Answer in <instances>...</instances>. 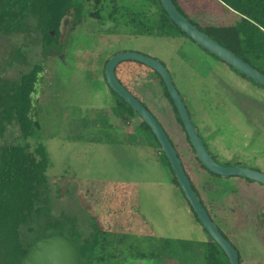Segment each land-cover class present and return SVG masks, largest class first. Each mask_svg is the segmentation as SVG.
Returning a JSON list of instances; mask_svg holds the SVG:
<instances>
[{
  "label": "rangeland",
  "instance_id": "obj_1",
  "mask_svg": "<svg viewBox=\"0 0 264 264\" xmlns=\"http://www.w3.org/2000/svg\"><path fill=\"white\" fill-rule=\"evenodd\" d=\"M113 1L120 9L119 22L109 20L111 9L106 6H111ZM94 2L91 12H95ZM206 2L180 0L188 16L203 28L231 27L239 20L233 13H223L220 5ZM103 3L107 8L102 12L103 22L88 16L75 31L93 38H70L63 62L59 61V55L48 56L42 38L0 35V77L18 80L35 65L44 68L33 95L37 120L42 127L40 140L29 142L32 152L45 151L49 161L45 214L52 225L50 229H38L30 239L60 235L55 234V221L65 223L63 234L68 237V221H72L84 238L93 239L101 222L110 219L118 229L112 234L106 232L110 244L103 264H180L179 257L149 256L160 246V240H171L181 250L182 241L205 243L208 235L192 213L167 161L160 159L159 163L151 153L149 143L156 144L154 138L149 141L143 133L135 132L141 120L135 117L127 123L115 116L117 98L104 78L106 61L119 52H137L160 60L169 69L211 155L220 163L263 173L264 88L244 79L187 37L141 33L144 26L131 25L127 18L149 11L152 4L147 0H103ZM155 23L153 16L148 24L154 27ZM118 72L125 84L145 99L156 118L159 117L171 141L178 146L175 147L180 158L186 161L192 178L199 184L186 134L174 111L169 109L167 102L173 106L161 91L158 77L137 63H124ZM10 130L15 136L20 135L13 127ZM88 181L128 186L140 214L136 226L133 224L125 230L123 215L122 221L117 220L125 210L115 208V202L112 203L115 198L106 190H103L105 201L95 204V198L83 191L82 183ZM221 182L232 189L239 179L227 178ZM240 184L245 186L244 181ZM257 186L251 187L258 189L260 197L264 189ZM235 197L231 202L238 203L243 195L237 191ZM223 207L216 212L222 223H216L238 250L241 261L264 264V230L258 220L254 221L255 214L247 220V212L240 205L230 203ZM120 229L123 231L119 232ZM151 238L157 240L154 246L149 241Z\"/></svg>",
  "mask_w": 264,
  "mask_h": 264
},
{
  "label": "trees",
  "instance_id": "obj_2",
  "mask_svg": "<svg viewBox=\"0 0 264 264\" xmlns=\"http://www.w3.org/2000/svg\"><path fill=\"white\" fill-rule=\"evenodd\" d=\"M200 1H207L206 4L210 5L216 3L220 5L219 9H222L223 13H233L239 17V20L231 27L203 28L188 16L181 7L180 0H173L179 11L200 30L264 73V0ZM84 2L85 0H0V35L11 37L39 29L45 37L42 38L44 50L52 49L54 45L60 47L57 39L50 37L49 31L58 28L59 21L68 8L77 5L81 9ZM99 2L100 0H97V5ZM147 2L152 4L150 7L153 8V12L150 8L149 11L140 14H131L127 18L128 23L142 24L144 29L141 33L145 35L187 37L170 19L159 0H147ZM119 11V7L115 5L109 13V19L119 22L117 19ZM92 16L102 19L101 10L98 9ZM153 16L156 18V23L151 27L148 23H151ZM34 20L37 22L36 27ZM147 69L152 71L150 68ZM152 72L158 77L164 96L171 101L176 117L181 123L164 82L158 74ZM41 73L42 67L35 65L30 72L22 74L18 80L0 77V264H21L28 250L39 241H33L30 237L38 233L40 231L38 229H50L52 225L45 214L48 210L45 203L49 199V161L45 151L32 152L29 142L39 141L42 129L40 121L37 120L38 111H35L33 100ZM116 73L121 81L118 69ZM241 76L246 79L245 76ZM121 83L127 89L130 88L124 81ZM114 94L117 98L116 116L130 123L131 118L137 116L136 112L116 93ZM12 127L19 132V136L10 132ZM136 131L143 133L149 141L153 137L156 144L152 143V145L160 148L146 123L142 121ZM159 155L170 166L167 158L162 153ZM82 187L84 193L95 198V204L105 201L104 198L107 196L103 190H106L111 198H115L112 203L115 202L122 211L131 203V192L125 184L103 185L88 181L83 182ZM120 213L119 219L123 215L122 212ZM68 223L69 237L63 234L67 226L61 221H55V234L63 235L73 242L78 249L81 264H103L106 261L107 246L110 244L106 232L112 234V231L118 229L115 221L109 227L102 221L101 228L96 230L93 239L84 238L74 222L68 221ZM181 243L180 250L181 247H176L173 241L160 240V246L149 257L152 259H160L166 255L171 258L179 257L182 259L180 264H189L190 260H192L191 264H230L223 250L210 237L205 243L195 244L188 241Z\"/></svg>",
  "mask_w": 264,
  "mask_h": 264
},
{
  "label": "water",
  "instance_id": "obj_3",
  "mask_svg": "<svg viewBox=\"0 0 264 264\" xmlns=\"http://www.w3.org/2000/svg\"><path fill=\"white\" fill-rule=\"evenodd\" d=\"M162 8L175 25L187 35L197 46L215 56L238 74L249 81L264 88V73L244 61L230 49L211 38L200 30L184 14H182L173 0H159ZM72 10L68 11L60 23L59 44L63 45L65 37L73 21ZM56 33V32H55ZM54 34V32H53ZM135 62L150 68L164 82L166 89L177 110L182 130L192 146L196 158L210 173L222 178L238 177L249 180L264 187V173L241 166L225 167L218 164L208 151L198 129L196 128L182 95L177 89L169 69L158 59L137 52H122L112 56L106 64L104 75L108 87L124 100L136 112L138 117L146 123L156 137L161 153L167 158L170 168L182 190L189 207L197 216L203 229L225 253L230 264H242L240 254L233 244L225 238L218 226L213 222L203 206L191 180L189 179L178 152L168 133L154 114L137 99L119 80L116 70L123 62ZM21 264H81L77 247L72 241L62 235H54L37 241L27 252Z\"/></svg>",
  "mask_w": 264,
  "mask_h": 264
},
{
  "label": "flooded vegetation",
  "instance_id": "obj_4",
  "mask_svg": "<svg viewBox=\"0 0 264 264\" xmlns=\"http://www.w3.org/2000/svg\"><path fill=\"white\" fill-rule=\"evenodd\" d=\"M100 3V4H99ZM98 3L97 5V0H95L94 2V9H95V12H91V4H92V0H85L84 2V6L80 9L79 6H72L70 8H68L65 12V14L61 17L60 21H59V25H58V28L57 29H52L49 31V34H50V37L51 38H56L57 39V43L59 44V35H60V23H61V20L63 17L66 16L67 12L72 10L74 12L73 14V21L71 22L70 24V28H69V31L67 33V36L65 37V41H64V44L63 45H60V47L58 46H53L54 50H47L49 55L48 56H55V55H59V61L63 62V52L66 51V46L69 42V39L70 38H93L91 36H88V35H83V34H76L75 31H77L78 28H81L83 25H84V22H86V19L88 16L90 17H93L92 14H96V11L98 9L101 10V17H102V12L107 9L106 7H109L111 10L112 8L117 5V3L115 1H113L111 3V6L108 5L106 6V3H103V0H100V2ZM106 6V7H105ZM118 6V5H117ZM110 10V11H111ZM88 11V12H87ZM151 11H152V8H151ZM153 12V11H152ZM93 18H96V17H93ZM103 18V17H102ZM98 21L100 22H103V19H98L96 18ZM110 20V19H109ZM34 22V26L36 27L37 26V22L36 20L33 21ZM114 22V21H113ZM54 32V34H53ZM56 32V33H55ZM24 38H45L44 37V34L41 30L39 29H36L35 32H30V33H26V34H22ZM64 48V51L62 50ZM56 49V51H55ZM69 53H74V51H70ZM119 53H122V52H119ZM118 54V53H117ZM116 54H113L112 56H114ZM110 56L107 61H106V64L107 62L109 61V59L112 57ZM124 63H135V62H131V61H128V62H123L121 64L118 65L117 69L120 68V66ZM106 64L104 66V69L103 71H105V67H106ZM42 67V66H41ZM34 68V67H33ZM32 68V69H33ZM117 71V70H116ZM152 72V71H151ZM44 73V68H42V73ZM153 73V72H152ZM117 74V73H116ZM154 74V73H153ZM104 78H105V75H104ZM106 81V80H105ZM121 81L123 82V80L121 79ZM42 84H43V79H42ZM38 87V86H37ZM37 90V88H36ZM137 99H139L152 113H153V109L148 105V103H146L145 99H143L136 91L132 90V89H128ZM36 95V94H35ZM183 97V96H182ZM184 99V98H183ZM187 106V105H186ZM175 107V106H174ZM188 108V107H187ZM172 110L174 111L173 107H172ZM189 110V109H188ZM175 113V111H174ZM190 113V112H189ZM154 116L156 117L155 113H153ZM191 115V114H190ZM116 116V115H115ZM138 117V115L136 116ZM175 117H176V114H175ZM135 117L131 118L130 121H132ZM141 122H142V119L140 117H138ZM192 118V117H191ZM158 121H159V117H157ZM177 119V118H176ZM129 121V122H130ZM140 122V124H141ZM160 122V121H159ZM178 122V121H177ZM179 123V122H178ZM138 124L137 126H135V128L139 127ZM162 124V123H161ZM180 128L182 129V124L180 123ZM137 132V131H135ZM186 142L188 143V146L191 148V152H192V155H193V172L195 173V175L197 176V178L199 179V184H197L195 182V180L192 178L191 176V173L188 169V167L186 166V161L183 159L182 157V153H181V161H182V164L184 166V169L189 177V179L191 180V183L195 189V191L197 192L203 206L205 207V209L207 210L209 216L211 217V219L213 220V222L218 226V224L216 223V221L221 222V219H220V216L218 214H216L217 212V208L219 209V211L221 209H223L224 205H228L230 203H233L234 205L238 204L241 206V209L242 210H245L247 212V218L245 217V219L247 220H251L254 215V221H257L261 223V226H262V229L264 230V195L262 196H258V189H256L255 187L252 188L251 186H253L255 183L254 182H251L249 180H243L241 178H238V177H231L229 179H239V182L237 183H234V188H230V189H227L226 186L223 185V183L221 182L223 179H227V178H223L220 177V176H217V175H214L212 173H210L209 171L206 170V168L199 162V160L196 158L195 156V152L192 148V146L190 145L187 137H186ZM173 142V141H172ZM153 142L150 141L149 143V148H150V151L151 153L153 154L154 158L156 160H160L161 157L159 154H161V151H160V148H156L154 145H152ZM173 145H174V142H173ZM176 147H178L176 144L174 145ZM175 147V148H176ZM159 150V151H158ZM209 151V150H208ZM182 152V151H181ZM210 152V151H209ZM211 154V153H210ZM159 155V156H158ZM179 155V154H178ZM156 156L158 157V159L156 158ZM212 156V155H211ZM180 157V156H179ZM213 159L220 165L222 166H225V167H235V166H239V165H230L229 163H220L214 156H212ZM162 160V159H161ZM161 160L159 161V163L161 162ZM217 181H216V180ZM220 180V181H219ZM241 181L243 182L244 181V185H241ZM259 188H262L264 189V187H262L261 185L258 184ZM239 191L243 197L242 199L237 203V202H231V200L233 199H236L235 197V193ZM116 205V204H115ZM189 205V204H188ZM230 207V206H229ZM116 209L119 208L117 205L115 207ZM128 210H131L134 214L136 215H140L138 210L135 208V203H134V199L132 197V194H131V203L128 204L127 206ZM127 208H125V214L127 213ZM232 209H235V206H232L231 207ZM191 209V208H190ZM192 210V209H191ZM214 210V211H213ZM116 211V210H115ZM193 213V211H192ZM117 214V213H115ZM114 214V216H115ZM246 214V213H245ZM195 215V214H194ZM196 216V215H195ZM197 217V216H196ZM198 219V218H197ZM199 221V220H198ZM257 222V223H258ZM202 226V225H201ZM203 228V227H202ZM219 228V226H218ZM220 229V228H219ZM120 231H123V229H120ZM205 231V230H204ZM221 231V229H220ZM206 232V231H205ZM223 233V235L225 236V238L227 240H229L228 236L225 235V233L223 231H221ZM207 233V232H206ZM208 235V234H207ZM134 237V236H133ZM208 239H209V235H208ZM209 241V240H207ZM230 241V240H229ZM231 242V241H230ZM232 243V242H231ZM234 246V245H233ZM235 247V246H234ZM240 261H241V258H240ZM242 264H244L242 261H241Z\"/></svg>",
  "mask_w": 264,
  "mask_h": 264
},
{
  "label": "crops",
  "instance_id": "obj_5",
  "mask_svg": "<svg viewBox=\"0 0 264 264\" xmlns=\"http://www.w3.org/2000/svg\"><path fill=\"white\" fill-rule=\"evenodd\" d=\"M160 85V84H159ZM160 88H161V85H160ZM161 91H163L161 89ZM165 102V101H164ZM167 104L169 105V109L172 110V107L171 105L167 102ZM128 133V132H127ZM159 151V150H158ZM159 156V155H158ZM172 171V170H171ZM117 219V218H116ZM123 219H124V228L125 230H128L130 228L133 227V224H137V221H138V215L134 214L131 210H128L126 214H123ZM126 219V220H125ZM108 221L104 220L103 222H106L107 226H111L113 224V220L111 221L110 219H107ZM119 220V218L117 219ZM102 221V220H101ZM121 221H122V217H121ZM120 221V222H121ZM110 224V225H108ZM141 231V230H140ZM111 233V232H110ZM150 243L153 245L154 244V241H157L155 238H151L150 240ZM155 245V244H154ZM153 245V246H154ZM151 258V257H149Z\"/></svg>",
  "mask_w": 264,
  "mask_h": 264
}]
</instances>
